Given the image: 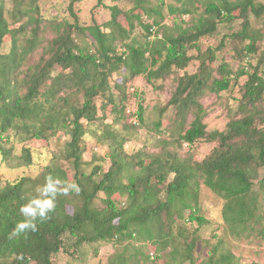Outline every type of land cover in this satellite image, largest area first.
<instances>
[{"label":"trees","instance_id":"16d2710c","mask_svg":"<svg viewBox=\"0 0 264 264\" xmlns=\"http://www.w3.org/2000/svg\"><path fill=\"white\" fill-rule=\"evenodd\" d=\"M79 1L69 4L72 21L49 20L56 35L46 42L38 34L42 18L36 0L31 5L26 0H13V16L17 17L13 23L27 17L18 27L4 19L0 5V50L8 37L11 40L9 53L0 54L2 161L29 166L33 162L29 142L48 139L64 130L71 139L62 157L70 160L74 169L70 177L65 168L53 163L37 176L23 175L0 183V264H54L53 256L66 246V238L75 239L77 247L89 242L127 240L133 249L130 259L136 261L143 258V248L155 251L153 258L146 250V260L157 261L162 258V249L183 244L184 251L173 246L171 257L181 254L192 258L194 234L208 222L200 213L202 185L225 200L223 220L236 237L257 232L264 238L261 192L256 190L261 169L264 174V127L256 123L257 119L264 120V110L258 105L264 100V56L258 64L261 67L253 72L248 66L234 71L228 62L216 65V52L226 46L225 39L204 52L199 44L201 38L214 35L220 24L240 21V30L230 38L244 44L241 50L245 59L249 58L264 40V0H214L203 11L196 5L199 0H176V4L168 5L166 0H129L130 8L112 5L107 22L88 26L81 23L75 11ZM166 7L170 25L161 24ZM144 15L153 18L152 22L145 21ZM187 15L191 19L186 23ZM28 27L33 36L21 43L18 33ZM137 27L143 30L142 39L134 36ZM75 32H88L94 39V51L77 43ZM192 49L198 53H191ZM38 50L39 60L26 63ZM192 61L199 62L197 71L179 74L168 103L176 109L182 124L192 117L189 128L177 139L178 147L170 149L165 141L160 151L140 149L130 154L124 149L130 139L109 126L99 138L109 146L108 155L91 173L85 172L87 125L98 119L103 123L106 116H99L96 98H104L105 113L115 112L121 117L128 111L135 117L134 124L140 126L145 113L142 95L136 89L128 92L127 83L143 76L156 88L159 80L187 69ZM56 65L60 69L53 74ZM119 72L123 80L115 83L116 93L110 77ZM243 76L247 77L240 104L244 115L232 119L225 130L209 132L201 99L208 93L219 95L230 89ZM132 96L140 100L133 113L126 104ZM108 104L112 105L106 108ZM161 126V121L157 122V127ZM199 140L216 143L208 156L180 153L184 144L192 148ZM15 143L22 144L19 154H15ZM48 173L74 180L81 192L60 197L51 219L39 225L38 231L26 238L13 236L19 205ZM258 182L264 191V175ZM100 192L106 196L104 206L95 205ZM69 205L74 207L73 212H69ZM180 222L196 224L197 228L186 236V227L179 226ZM211 256L216 264H234L236 260L229 252ZM127 263L125 253L117 251L107 264Z\"/></svg>","mask_w":264,"mask_h":264},{"label":"rangeland","instance_id":"374dc122","mask_svg":"<svg viewBox=\"0 0 264 264\" xmlns=\"http://www.w3.org/2000/svg\"><path fill=\"white\" fill-rule=\"evenodd\" d=\"M33 0H26L31 5ZM214 0H199L196 3L198 9L203 11L206 4ZM71 0H36L35 5L39 9V14L42 18L40 25V31L38 34L42 37L44 42L53 39L56 35V30L50 24L51 19L57 20H73V16L69 10V4ZM176 4V0H166V4ZM118 4L122 8H130L132 3L129 0H80L75 5V11L77 12L81 23L84 26L92 25L94 22L103 24L111 18L110 6ZM0 5L3 9L4 19L14 24V27H18L21 23H25L27 17L19 23H13L17 17L13 16L14 3L13 0H0ZM162 25H170V17L168 15L167 7L163 10ZM155 17L159 18L155 15ZM123 16H121V19ZM147 22H152L153 18L143 16ZM185 22H189L191 17L184 16ZM254 20V19H253ZM255 26H259L256 21ZM241 28L240 21L233 23L220 24L218 31L212 36H205L200 39V49L202 52L210 46L216 48L220 45V42L225 39L226 46L220 50H217L216 65L222 62H228L230 68L234 71L239 70L243 66H248L250 72L256 67H261L259 61L264 56V40L260 41L256 53L245 59L244 53L241 48L244 45L241 41L231 39L230 35L239 31ZM164 33V28H160ZM143 30L137 27L134 36L142 39ZM33 36V32L30 27L25 32H19L18 37L24 43L27 38ZM77 43L94 51V39L91 35L86 33L75 32ZM11 48V40L8 37L4 46L0 50V54L4 55L9 53ZM191 53L197 54L196 49H192ZM41 50L34 52L31 57L26 59V63H34L39 60ZM199 67L198 61H192L187 69L180 70L179 73H175L171 76H167L164 81L159 80L156 88L153 84L146 81L143 76L136 77L134 80L127 83L126 88L128 92H133L134 89L141 92L143 106L145 108L144 122L138 126L134 124L135 117L125 113L120 117L115 112L105 113L102 110V105L105 103L104 98L97 97L96 103L100 108L98 114L102 117L105 114L104 122L98 119L91 124H88V132L84 136V143L86 145V151L83 154L84 165L83 169L87 173H91L94 170V166L103 161L108 155L109 146L99 140L103 132L112 127V129L118 130L123 137L129 138L130 141L125 144L124 149L132 154L140 149H144L148 153H154L160 151L163 148V142L168 141V148L173 149L178 147L177 139L181 132H184L190 126V121L182 124L180 118L176 115V109L168 106V103L176 89L178 83L179 74L184 72L193 73L197 71ZM60 67L55 66L56 74ZM123 73V72H122ZM215 75L219 76L218 72ZM247 77L243 76L238 81V84L233 85L230 89L222 91L219 95L215 93H208L202 99L201 103L207 110L204 122L206 123L207 130L209 132L213 130H225L227 124L234 118H240L244 115V111L240 108L243 95V85L246 82ZM123 80L122 74L114 73L110 77V82L114 87L115 92L118 90L114 86L115 83H120ZM139 99H135L132 96L127 100V108L131 109L133 113L137 109V103ZM112 104H108L106 108L111 107ZM259 107L264 110V100L259 102ZM161 121L162 126L157 127V122ZM259 127H264V120L257 119L256 121ZM71 139V136L64 132L59 131L55 136H51L48 139H41L38 141L29 142L33 151V162L29 166H15L9 165L2 161V155L0 153V183L7 179L13 180L23 175L37 176L40 174L46 166L53 163H58L61 167L68 171L70 177L74 175L73 164L70 160L62 157V152L65 149L66 143ZM11 145V144H10ZM22 144L15 143V154H19ZM216 146V143H210L205 140H199L194 147L190 148L185 145L180 150L182 155H188L193 153L196 157L204 158L208 156ZM56 161V162H55ZM15 163V162H14ZM263 169L260 170L259 179L263 176ZM99 179V176L96 177ZM259 179L256 180V190L261 192L262 199V225L264 226V191L259 186ZM105 193L100 192L95 200V205L104 206ZM125 200V198L123 199ZM225 200L212 192L209 188L202 185L200 194V213L207 219V223L199 227L195 237V247L192 251V258H185L183 255H176L171 257V251L173 246H177L184 251L183 244L170 245L161 250L162 258L157 261H149L144 258L146 250L143 248L144 256L140 257L138 261L130 259L132 253V245L127 240L122 241H109V242H89L83 243L81 246H75V239L66 238V246L57 254L53 256L54 264H107L115 252H124L125 256L129 259L127 264H216V260L211 261L212 253L217 256L221 252H229L236 257L234 264H264V238L258 235L257 232L247 234L242 237H236L223 220V206ZM69 212L74 211L72 205L68 206ZM257 225V224H256ZM179 226H185L186 236H191L197 225H185V222L179 223ZM259 227V225H257ZM178 231V228H177ZM181 241V240H180ZM157 248V245L153 246ZM148 252L150 250H147ZM217 258V257H216ZM146 263H145V262ZM194 261V262H193ZM133 262V263H132Z\"/></svg>","mask_w":264,"mask_h":264},{"label":"clouds","instance_id":"9594fccd","mask_svg":"<svg viewBox=\"0 0 264 264\" xmlns=\"http://www.w3.org/2000/svg\"><path fill=\"white\" fill-rule=\"evenodd\" d=\"M81 188L74 180L63 179L48 173L43 183L37 184L33 193L23 199L17 213L12 235L17 238H26L29 234L38 231V226L51 219L56 211L60 197L79 194Z\"/></svg>","mask_w":264,"mask_h":264},{"label":"built area","instance_id":"2783aa9c","mask_svg":"<svg viewBox=\"0 0 264 264\" xmlns=\"http://www.w3.org/2000/svg\"><path fill=\"white\" fill-rule=\"evenodd\" d=\"M156 29H157L156 26H153V27H152V30H155V31H156ZM159 36H160V35H159ZM149 254H150L151 257H153V258L155 257V251L150 250V251H149Z\"/></svg>","mask_w":264,"mask_h":264}]
</instances>
